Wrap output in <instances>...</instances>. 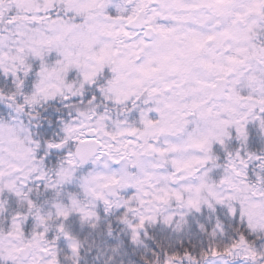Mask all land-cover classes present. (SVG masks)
Masks as SVG:
<instances>
[{"label":"snow or ice","instance_id":"1","mask_svg":"<svg viewBox=\"0 0 264 264\" xmlns=\"http://www.w3.org/2000/svg\"><path fill=\"white\" fill-rule=\"evenodd\" d=\"M0 264H264V0H0Z\"/></svg>","mask_w":264,"mask_h":264}]
</instances>
